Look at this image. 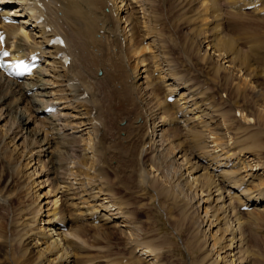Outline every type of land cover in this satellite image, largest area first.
<instances>
[{"label": "bare ground", "instance_id": "obj_1", "mask_svg": "<svg viewBox=\"0 0 264 264\" xmlns=\"http://www.w3.org/2000/svg\"><path fill=\"white\" fill-rule=\"evenodd\" d=\"M173 1L183 9L169 18L158 10V0H0L7 47L14 55L41 57V65L21 80L0 70V153L8 170L0 193L7 198L21 184L34 196L17 208L5 231L1 225L0 264H165L163 240L150 229L153 219L139 214L148 213L144 203L139 207L126 198L144 191L151 200L175 204L177 224L190 246L201 250L204 264H256L244 226L264 218V103L251 109L192 86L187 69L170 63L162 26L172 19L174 29L185 30L170 37L176 48L183 41L178 51L191 65L192 59L205 63L220 80L227 75V86L237 85L234 96L244 84L234 75L249 70L264 78V68L238 61L228 41L220 52L217 28L233 11L263 13L264 0ZM6 15L17 24L5 22ZM53 34L62 35L65 45L51 43ZM149 59L154 69L146 66ZM91 60L100 66L87 65ZM112 80L121 84L111 85L117 100L111 97L124 106L117 121L123 135L109 133L114 125L107 129L111 120L101 109L107 100L100 93ZM251 91L264 96L261 87ZM237 106L243 118L234 115ZM230 138L235 140L225 145ZM122 156L126 164L118 162ZM113 234L120 235L118 249Z\"/></svg>", "mask_w": 264, "mask_h": 264}, {"label": "rangeland", "instance_id": "obj_2", "mask_svg": "<svg viewBox=\"0 0 264 264\" xmlns=\"http://www.w3.org/2000/svg\"><path fill=\"white\" fill-rule=\"evenodd\" d=\"M174 3L175 2L173 0H172V2H171V0H166L165 2H163V1L160 2V0H158V4H159L158 10L160 11V9L162 8L161 12L166 11V12H164V13H166L165 15L168 16L169 18H172L176 14L175 9H177L178 11H180V10L182 11V9H183V8L181 9V7L179 8V6H176ZM173 4H174V7L172 6ZM170 5H171V7H170ZM169 9L170 10L173 9V10H171L172 11L171 13H170ZM243 11L244 10L241 11V9L237 10V11H233L228 16L225 17V19L223 20V22L225 21L224 22L225 24L223 23V25H221V27L223 28V26H224L225 29L224 28L222 29L220 26L217 28V32L218 31H220V32H218V35L216 34V36H217L216 39L218 38V36H221V35L222 36H221V40H219L218 43L216 44V47L221 52L220 48H222V45H224L225 42L228 41L233 46V50H231L232 56H237L239 58L238 61L242 62L241 61V59H242L243 64H252L253 66H258L259 69L264 68V22H263L264 21L263 20L264 19V16H263L264 11H263V13L257 12L259 14H257L256 12H253V10H251V8L248 11L247 10L245 12H243ZM237 12H239L240 14L239 13L237 14ZM233 13H235V14H233ZM258 15H259V18H258ZM164 19H165V17L162 18V21H164ZM171 21H172V19H170L169 23H167L165 25L166 27L164 25L162 26V30L164 32V35H166V38L169 39L168 40V42H169L168 46L170 48L169 53L171 55V58L169 60H170V63L174 61L171 64H174V65L178 64V68L187 69V73L184 75H188L192 79V86H194L195 84H197V85L199 84V85H201L200 86L201 88H204V89L207 88L206 90H210V91L214 90L213 93L216 95V97H215L216 99H218L219 96H222L223 98L226 97V99H229L232 97V99H235L239 102L238 103L239 105L244 104L247 107L250 106L251 109H252V106L254 105V103H256V102L264 103V96L258 98L251 91L252 88H260L261 87L264 89V80H263L264 78H254L252 75V72H250L249 70H247L246 72H241V73L238 72V74L234 75L235 81L244 82V84H241V85L238 84L241 92H238L237 94H235L233 96L232 94H234V92L237 90V88H236L237 85H235L234 87L227 86L228 79H229L227 77V75L222 74L223 76L220 77V78H222V80H220L219 78L215 77V75H216L215 73H212L207 69V65L205 63H202L200 61H193V59L191 60V62L193 63L192 65H194L192 68L191 63L188 62L186 60V58L184 57V55L178 51V49H180L178 47L180 44H181L180 47L182 46L183 41L181 43H179L178 47L176 48L177 44L175 45V43L177 41L174 40L176 42H172L170 40V37H172V34H177V33L183 34V31H185V30L182 31L179 28L174 29L173 26L170 25ZM169 25H170V27H169ZM193 25L194 24L188 25V27H191ZM226 30H228V32ZM224 31H225V33H224ZM181 34H180V36H181ZM216 41L214 40V42H216ZM170 42H172V44ZM226 53H229V52H226ZM148 55H150V54H148ZM229 57H231V56H229ZM134 60H136V59H134ZM150 60L151 59L147 60L146 66L151 67V69H154L155 64H154L153 60H151V61ZM91 61L88 62L87 65L90 63H95L97 66L98 65L100 66V60L97 63L94 60H91ZM132 61L133 60H130L129 62H132ZM108 62L109 61L107 60V62H105V63L109 64ZM107 64H104V66H106ZM96 65L91 64L92 69L91 68L90 69L93 72L95 71ZM118 66H119V63H117V67ZM89 67H90V65H89ZM89 67H87V68H89ZM100 68L98 70L99 72H101V70H102ZM118 69L120 70L121 67L119 66ZM135 69L136 68L134 66H132V67L128 68L127 71L131 72V70H135ZM250 75H252V76H250ZM128 81H132L131 77L128 78ZM251 81H253V82H251ZM110 83H112V84H110ZM110 83H109L110 89L113 87H114L113 89H115L119 86L121 87V84L119 82H115L112 80ZM116 83L119 84V86H117ZM103 88H105V89H103ZM103 88H102L103 91L105 90L104 92L109 94L108 97H106L107 96V95H105L106 93H103V91L100 93L101 96L103 95L102 102H104L105 100L108 101V102L107 101L104 102L105 105L102 103V106H104V107L101 108L103 110L102 112L105 116V120H107V119L111 120V123H109V125L107 123V129H109V128L111 129V127L114 125L111 130L109 129L111 131V132L109 131V133L110 134L113 133L114 135H119L121 133L123 135L125 133V131L122 130L121 127L119 129L118 122H120V119L123 117L122 115L125 114V110L121 109V108H124V106L121 104L118 105V101L115 103L117 98L115 97L114 93L112 92V89L110 90L108 87H105V86ZM106 89L108 91H106ZM159 92L163 94L162 91H159ZM230 92L232 94H230ZM248 92H250V93H248ZM104 95H105V97H104ZM111 96L115 97L116 100H114L115 98L112 99L113 97H111ZM104 98H106V99H104ZM255 98H257V99L255 100ZM110 105H111V107H110ZM238 106L236 108H234V110H233L234 115L236 117L238 116V118H240V117L243 118V116H244L243 108H239ZM105 107H107V108L105 109ZM110 109H112L115 112L112 113L113 111L112 110L110 111ZM49 112L50 111H48V113ZM104 112H106L107 114H105ZM108 116L109 117L112 116V117L108 118ZM16 118L18 120L19 119L22 120V118H24V117H23V114L17 112ZM56 121L61 122L60 119H57ZM3 122L4 121H2L1 123H3ZM115 129L118 131L117 132L112 131ZM120 130H122L123 132ZM156 135H157V133L154 136H156ZM262 138L264 141V136H262ZM16 140L20 142L21 139H16ZM234 140L235 139H231V138L228 139L225 145H228V144L231 145L232 144L231 142ZM3 145L4 144L0 145V151L1 150L3 151ZM117 147H120L123 150V148H125L124 142L120 141V143H118ZM227 148L228 147H226L225 149H227ZM20 150H21V148H20ZM224 150L220 151V153H222V156L225 155L223 152ZM0 155H1V153H0ZM70 156H71L70 158H74V156H76V153L75 152L71 153V151H70ZM20 159H21V161L18 158V161L21 162L20 167L21 166L23 167L24 166L23 162H25V161H23L21 156H20ZM2 160L5 161V157L3 156V154L0 156V186H1L0 190L2 189V186H4L6 183V180H7L6 179V177H7L6 173L8 172L7 168L2 166L3 165ZM124 160H125V158H124V156H122V158L119 157L118 162L119 163L123 162L122 164H126L129 161L127 159H126L127 161L126 160L124 161ZM47 162L48 161H46L45 163H47ZM116 163H117V159L111 160L112 166H115ZM20 167H19V169L22 168V167L21 168ZM61 169L62 168H60L59 171ZM21 170L24 171L25 167H23ZM110 173H111L110 177H111V179H113L114 178L113 172L110 171ZM19 187L22 190L21 192H25L23 189V186L21 184H16V189H11L12 191L10 192V195L7 196V198L5 196H2L0 193V196H1L0 197V227H2L1 225L4 222V224H3L4 231H5V228H7V225L11 224V218L16 215L15 211L17 210V208L19 209L22 205H25V203H26L25 206H28V204H30L34 201V198H33L34 196L31 195V197H30L28 194H26V192L24 193L26 195L22 194L19 190L20 189ZM17 188H18L19 193H21V194H18L17 191H15V190H17ZM47 188L48 187L41 188V190L45 191V190H47ZM123 188L125 191L128 190L126 187H119V192H123V194L129 193V192L123 191ZM176 191L180 192V189L177 188ZM143 193H145V194H143L139 197L134 196V195L132 196V195L128 194L126 196V198L128 199L129 202H133V203H135V205H139V207H143L142 205L144 203L145 208H146L148 213L146 214L145 212L140 211L139 214L141 217L145 218L146 216H150V219H153L152 220L153 224H151L150 229L152 230V232L154 231V233L157 234L158 237H160L159 239L161 241L163 240L162 260L164 261V263L165 264H204V262L201 261V256L203 254L201 252V250H197V249L190 246L189 238L187 237L186 231L183 229H180L178 224H177V220H176V217H177L176 212L177 211L174 210L175 204H172L170 200H167L163 197L158 201V196H152V197H155L156 201L151 200V198H149V196H151V193L147 194V192H145V191ZM186 193H187V191H186ZM12 194L14 197L11 196ZM21 195H22V198H20ZM188 195H189V198H191V194L189 193ZM2 197L4 199L6 198L7 204H6V202H3L4 199ZM139 198H141V199H139ZM25 206H22V207H25ZM170 207H171V209H170ZM167 211L169 212V216L166 215ZM171 216H172V218H171ZM263 219H258L255 221H254V219H252V220H250V222L247 225L244 226L246 236L248 235L246 237V239H247V244H246L247 251H248V254L254 259L256 264H257V262H259L258 264H264ZM113 230H115V229H113ZM119 236H120L119 234H113L114 241H116V243H114V244H117V248H115V249H118L119 246H121V244L119 242L120 241ZM140 264H146V263L142 262Z\"/></svg>", "mask_w": 264, "mask_h": 264}, {"label": "snow or ice", "instance_id": "obj_3", "mask_svg": "<svg viewBox=\"0 0 264 264\" xmlns=\"http://www.w3.org/2000/svg\"><path fill=\"white\" fill-rule=\"evenodd\" d=\"M4 55H8V53L5 52Z\"/></svg>", "mask_w": 264, "mask_h": 264}]
</instances>
